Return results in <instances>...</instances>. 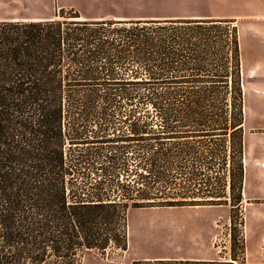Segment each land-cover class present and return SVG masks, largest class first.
<instances>
[{"label":"trees","instance_id":"1","mask_svg":"<svg viewBox=\"0 0 264 264\" xmlns=\"http://www.w3.org/2000/svg\"><path fill=\"white\" fill-rule=\"evenodd\" d=\"M217 21L0 19V264H80L125 248L131 209L224 201L199 168L227 150L240 202L238 40Z\"/></svg>","mask_w":264,"mask_h":264},{"label":"rangeland","instance_id":"2","mask_svg":"<svg viewBox=\"0 0 264 264\" xmlns=\"http://www.w3.org/2000/svg\"><path fill=\"white\" fill-rule=\"evenodd\" d=\"M254 2V3H253ZM256 3H262L263 0H0V19H20V18H46L52 17L62 7L65 9H73L80 14L83 19H111V20H129L132 16H138L142 18L133 19H190V20H229V22H216L217 33L222 35L232 32V27L236 29V35L239 45L240 56L243 58V67L241 73V85L243 93V107L247 105L248 97V84H247V72L245 63L246 52V37H247V22L252 21L249 19L246 13L247 7ZM60 6V7H59ZM160 16H170L168 18H156ZM119 17V18H117ZM211 23H204L206 28ZM239 56V57H240ZM245 95V96H244ZM255 98V99H254ZM251 99L256 101L262 100L261 95L253 94ZM243 110V120L246 118V114ZM158 127V126H157ZM248 130L262 134L264 129L258 126L253 127L247 125L242 128V139L246 136ZM228 144V141L226 142ZM142 154V153H137ZM174 154V153H172ZM229 150L224 153L226 163H222V160H216V163L211 167L207 165H201V174H204V181L207 180L208 189L214 191H221L222 200L215 202V204H196V205H217L218 212L214 217V221L208 226L203 227L201 230L204 234H208L210 237V246L220 255L222 258L225 253L229 252L232 256L238 254L241 257L244 252V237H245V205L237 202L234 198L237 195V187H235L232 193L229 189V177L228 168L237 166V156H234L232 164L228 157ZM130 156L131 153H126ZM223 155V153H222ZM205 156V155H204ZM205 162L208 158L204 159ZM137 159L131 158L129 165L126 167L130 173L142 172L144 170L138 168ZM189 165V164H187ZM186 166V164H185ZM172 173L177 171V166L173 164L171 166ZM187 168V167H185ZM137 169V170H136ZM236 180H234L235 182ZM210 183V184H208ZM202 189L204 184H201ZM233 196V200L230 198ZM195 205V206H196ZM194 205H180L172 206L175 208H169L168 206L151 207L142 210L132 212L126 220V232L128 226L132 225L134 220H150L152 218H181L182 214L187 211L189 207ZM148 232L152 228L148 225L145 228ZM126 238L125 248H118L110 245L103 250H87L81 257L80 264H141L139 261H132L130 253L126 252ZM232 257L235 259L236 257ZM228 259V257H227ZM239 260V259H238ZM155 264H173L172 261H160L150 262ZM183 263V262H179ZM224 264H231L230 262Z\"/></svg>","mask_w":264,"mask_h":264},{"label":"crops","instance_id":"3","mask_svg":"<svg viewBox=\"0 0 264 264\" xmlns=\"http://www.w3.org/2000/svg\"><path fill=\"white\" fill-rule=\"evenodd\" d=\"M1 12L3 10H0ZM246 13L248 18L253 20L247 22L245 63L248 97L246 113L243 107L246 118L242 128L247 122L248 126L253 124V127L264 129V0L247 7ZM168 17L170 16L156 18ZM242 67L243 58L240 56V71ZM252 93L261 95L262 100L253 101ZM242 168L240 203L245 205V237L241 257L236 254L233 255L236 258L232 259L233 256L227 252L224 256L228 259L222 258L210 246L209 235L201 230L214 221L219 210L217 205H194L190 206L189 212L185 211L181 218L134 220L126 232V252L130 253L131 260L141 264L155 261H172L173 264H264V132L258 134L248 130L242 139ZM145 208L151 207L131 209L127 217L129 218L130 213ZM148 225L152 228L150 232L145 229Z\"/></svg>","mask_w":264,"mask_h":264}]
</instances>
